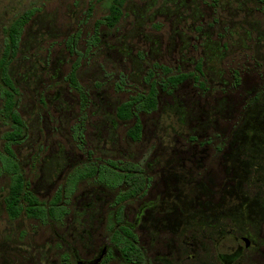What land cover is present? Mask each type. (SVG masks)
<instances>
[{
  "label": "rangeland",
  "instance_id": "374dc122",
  "mask_svg": "<svg viewBox=\"0 0 264 264\" xmlns=\"http://www.w3.org/2000/svg\"><path fill=\"white\" fill-rule=\"evenodd\" d=\"M113 2L0 0V59L12 23L35 11L9 66L23 121L12 149L45 207L88 165H138L149 186L119 202L129 186L92 177L79 182L62 222L25 211L12 220L3 174L0 264H89L105 246L100 264H128L112 240L122 225L137 236L143 264H223L218 256L236 249V237L264 264V2L126 0L110 29L99 22ZM76 65L84 96L69 82ZM151 71L159 103L139 114L135 142L128 131L136 119L120 120L117 110L149 92ZM179 74L188 78L163 88ZM3 88L0 76V166L15 128L3 113Z\"/></svg>",
  "mask_w": 264,
  "mask_h": 264
},
{
  "label": "trees",
  "instance_id": "16d2710c",
  "mask_svg": "<svg viewBox=\"0 0 264 264\" xmlns=\"http://www.w3.org/2000/svg\"><path fill=\"white\" fill-rule=\"evenodd\" d=\"M125 2L126 0H114L110 14L106 16L103 21L99 22V24H105L110 29L115 28L123 15L122 7ZM262 2H264V0H262ZM34 13V10H30L12 23L8 30V44L0 59V74L4 85L2 94L5 101L3 113L15 123L14 130L5 135L7 140L5 147L7 156L3 157L2 165L0 166V177L3 174H7L10 176L11 180L9 194L5 201L8 216L12 220H16L22 215L23 211H25L30 218L44 221L52 219L55 222H62L69 214V209L67 207L68 200H70L71 196L75 193L77 185L79 182L92 177H96L97 181L106 183L113 188L120 185L129 186L128 190L120 194L118 198L119 202L138 195H143L142 193L146 189V178L143 176L140 167L131 163L123 165V167H118V163L114 161L109 162V167L88 165L83 169H77L68 176L65 186L58 192L55 199L48 207L40 205L35 195L28 190L27 183L19 164L14 158L12 149V145L17 143L23 135V121L15 109L16 96L19 91L9 74V66L18 50L24 28ZM75 41L76 40H73V42ZM77 68L78 65L74 67L69 75V82L75 90L84 96L83 88L77 80ZM163 69L165 68L163 67ZM198 69L201 71L200 67ZM154 77V71H151L149 79L153 81L151 82L148 93L136 95L119 106L117 110V117L120 120L129 121L133 118L136 119L134 126L128 131L130 138L135 142H139L142 139V123L139 114L153 112L158 107L159 89L158 83ZM187 78V74L168 77L163 83V88H169L170 90L177 88ZM81 133L82 132L79 131V135ZM23 200L29 204L26 208L23 206ZM121 213V211L118 213L119 219L121 218L119 217ZM112 240L116 246L120 248L128 264L144 263L145 258L137 244V236L130 228L122 225L120 229H114ZM65 262L69 264L67 258H65Z\"/></svg>",
  "mask_w": 264,
  "mask_h": 264
},
{
  "label": "flooded vegetation",
  "instance_id": "af4514ba",
  "mask_svg": "<svg viewBox=\"0 0 264 264\" xmlns=\"http://www.w3.org/2000/svg\"><path fill=\"white\" fill-rule=\"evenodd\" d=\"M1 76V75H0ZM148 182L146 180V189L148 187ZM146 189L144 190V192L142 194L145 193ZM129 228L128 225H125ZM121 227V226H120ZM119 227V229H120ZM132 231V230H131ZM235 243H236V249L234 251H232L231 253H224V254H219V259L223 264H236L237 262H239L240 260H243L244 262L246 261V254L248 252L251 251L252 254H254L252 256V261L250 264H260L261 260H260V256L258 255V252L256 253V249H253V245L251 242H244L241 237H236L235 239ZM140 248V247H139ZM141 249V248H140ZM144 258L145 257V253L143 251V249H141ZM108 252V247L105 246L102 251H100V253H98V255L96 256V258L92 261H90L89 264H100L104 258V256L107 254ZM256 253V255H255ZM245 259V260H244ZM243 262V264H244ZM248 263V262H246ZM78 264H87L85 262H78Z\"/></svg>",
  "mask_w": 264,
  "mask_h": 264
}]
</instances>
